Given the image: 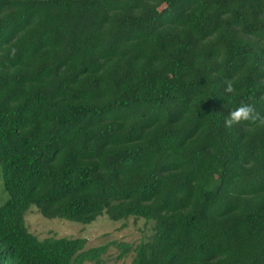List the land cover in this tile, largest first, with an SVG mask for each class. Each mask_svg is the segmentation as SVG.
I'll list each match as a JSON object with an SVG mask.
<instances>
[{"label":"trees","instance_id":"obj_1","mask_svg":"<svg viewBox=\"0 0 264 264\" xmlns=\"http://www.w3.org/2000/svg\"><path fill=\"white\" fill-rule=\"evenodd\" d=\"M0 166V264L100 262L31 208L144 220L131 264H264V0H0Z\"/></svg>","mask_w":264,"mask_h":264},{"label":"rangeland","instance_id":"obj_2","mask_svg":"<svg viewBox=\"0 0 264 264\" xmlns=\"http://www.w3.org/2000/svg\"><path fill=\"white\" fill-rule=\"evenodd\" d=\"M2 170L0 166V207L7 201ZM26 227L30 233L39 239H85L86 250L103 248L100 262H86L84 264H131L134 249L151 235V226L144 220L133 218L127 221L112 222L107 216L100 217L91 225H81L61 219H47L37 208H31L25 217ZM123 245L131 251L122 256ZM122 256V257H121Z\"/></svg>","mask_w":264,"mask_h":264},{"label":"clouds","instance_id":"obj_3","mask_svg":"<svg viewBox=\"0 0 264 264\" xmlns=\"http://www.w3.org/2000/svg\"><path fill=\"white\" fill-rule=\"evenodd\" d=\"M227 93H234V87L229 84L225 90ZM229 112L224 116V125L232 127L233 125L240 124L245 121L254 119V107L251 104L240 103L235 108H229Z\"/></svg>","mask_w":264,"mask_h":264}]
</instances>
